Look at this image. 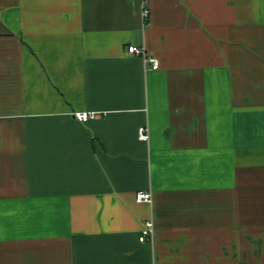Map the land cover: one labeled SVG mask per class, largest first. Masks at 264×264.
I'll return each mask as SVG.
<instances>
[{"label":"crops","instance_id":"1","mask_svg":"<svg viewBox=\"0 0 264 264\" xmlns=\"http://www.w3.org/2000/svg\"><path fill=\"white\" fill-rule=\"evenodd\" d=\"M148 8L0 0V264H264V0Z\"/></svg>","mask_w":264,"mask_h":264},{"label":"built area","instance_id":"2","mask_svg":"<svg viewBox=\"0 0 264 264\" xmlns=\"http://www.w3.org/2000/svg\"><path fill=\"white\" fill-rule=\"evenodd\" d=\"M142 1H143L142 16L145 24H147L150 17L149 8H148L149 0H142ZM128 54L132 56L142 57L146 62V64H148L153 70H158L160 68V62L154 57H150V58L146 57L144 49L138 47H130L128 49ZM97 116H98L97 113H93V112L92 113L78 112L75 115V119L81 122H88L90 120H93ZM138 135L140 136V139L142 141H148L150 138V136H148V129L145 127L140 128ZM137 196H138L137 197L138 203H148V204L152 203L153 196L149 192H140L137 194ZM153 228L154 225L152 224V222L147 223L146 227L144 228L141 234L139 241L141 242L149 241V239L152 237L153 234Z\"/></svg>","mask_w":264,"mask_h":264}]
</instances>
